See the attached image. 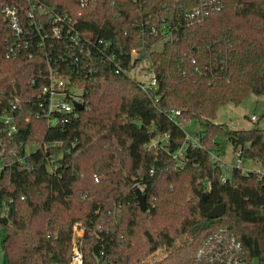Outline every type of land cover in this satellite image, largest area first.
<instances>
[{
  "label": "trees",
  "instance_id": "1",
  "mask_svg": "<svg viewBox=\"0 0 264 264\" xmlns=\"http://www.w3.org/2000/svg\"><path fill=\"white\" fill-rule=\"evenodd\" d=\"M194 1L38 0L66 17L63 38H55L53 16L36 14L31 26L28 0H0V213L5 207L8 264H71L77 221L82 264H215L210 254L229 251L231 238L248 264H264V181L235 169L223 182L211 156L221 136L244 163L264 169V129L214 122L221 107L264 94V0H222L221 10L186 19ZM7 2L20 8L27 31L15 56L1 13ZM162 17L173 25L171 39L151 34ZM144 57L156 81L147 88L130 74ZM50 70L67 77L84 103L64 126L46 116ZM171 109L180 113L173 117ZM194 120L201 144L189 143L177 166L173 154ZM222 203L224 215L208 218Z\"/></svg>",
  "mask_w": 264,
  "mask_h": 264
},
{
  "label": "built area",
  "instance_id": "2",
  "mask_svg": "<svg viewBox=\"0 0 264 264\" xmlns=\"http://www.w3.org/2000/svg\"><path fill=\"white\" fill-rule=\"evenodd\" d=\"M38 0H28L29 8L26 10L27 17L30 21L31 26H36L34 17L36 14L53 16V29L51 35L55 38H63L64 36V19L65 16H62L58 13L53 12V10L48 9L47 7H42L37 5ZM195 5L193 9L185 10L184 15L186 19H196L203 18L211 11H219L223 7L222 0H195ZM85 0H81V5L84 6ZM1 13L3 18L7 21L9 25L10 32L13 36V41L8 44V55L15 56L19 50L18 43H22L23 40L25 43L28 41L25 40V34L27 33L25 27L22 25L20 18V8L9 2L1 5ZM80 13V12H79ZM68 33L71 34V29H67ZM173 25L171 22L166 20L165 17L156 23L151 25V34L155 37L160 38L161 40L171 39L173 37ZM70 39L73 42V47H79L81 43L80 36L74 34L70 36ZM90 50V49H89ZM86 51L87 56H90V51ZM133 54H136L137 51L133 50ZM49 86L44 88V93L48 97V110L46 111V116L49 118V124L52 126H64L71 121V119L78 114V109L76 105L78 103L84 106L83 100L79 94V91L75 87H67L66 83L68 78L63 75H57L52 70L49 71ZM150 80L147 83H144V87H151L155 85L156 81L153 79V76L149 78ZM15 107V105H13ZM170 115L175 117L180 113L178 109H171ZM60 114V115H57ZM252 122L258 121V117L253 115L250 117ZM5 122H12L11 116L4 117ZM16 129L15 124H11V131ZM167 137V135H165ZM187 143L182 146L178 151L173 154V157L177 160V166H183V156L184 150L189 143L192 145L201 144V136L187 132L186 134ZM4 151V147H2ZM211 155L214 157V160L221 164L222 160L220 155L211 152ZM236 159L235 164L227 165L225 169L231 171L230 173H225L222 175V181L226 182L231 178L232 172L235 169L241 170L243 173L248 175L251 172H254L259 179L264 181V169L260 166L257 168H248L244 167V161L241 158V150H238L234 153ZM141 189L144 190V187L138 185ZM84 234V229L79 223H75L73 226V254L71 258V264H82L83 262V253L80 247L81 240L80 238ZM210 260L215 261V264H248L243 257V246L235 238H231L229 242V251H224L222 254L211 255ZM254 264V263H253Z\"/></svg>",
  "mask_w": 264,
  "mask_h": 264
},
{
  "label": "rangeland",
  "instance_id": "3",
  "mask_svg": "<svg viewBox=\"0 0 264 264\" xmlns=\"http://www.w3.org/2000/svg\"><path fill=\"white\" fill-rule=\"evenodd\" d=\"M140 62L130 74L134 75L136 78L140 79L144 83H147L150 80L149 78L153 76V72L151 68H149V57H144V59ZM253 115L258 117V121H251L250 117ZM214 122L226 123L231 128L236 129L253 127H259L261 129H264V94L257 95L250 93L237 105L229 103L221 107L217 112ZM184 129L186 132L195 134L202 129V126L198 120H194L186 124ZM214 140L218 143V147L215 153L220 155V159L222 160V168L225 173H230L231 171L226 170L225 167L226 164H235L236 157L233 153V147L231 143L228 142L227 139L224 137H215ZM244 167L257 168L259 167V162L252 159L247 160L244 163ZM5 214L6 209L5 207H3L0 216H5ZM77 223L82 225L81 221H77ZM4 236V227L0 223V264H8L6 252L3 245ZM159 255L162 256L163 254L159 252Z\"/></svg>",
  "mask_w": 264,
  "mask_h": 264
},
{
  "label": "water",
  "instance_id": "4",
  "mask_svg": "<svg viewBox=\"0 0 264 264\" xmlns=\"http://www.w3.org/2000/svg\"><path fill=\"white\" fill-rule=\"evenodd\" d=\"M77 109H82L83 105L78 103L76 105ZM135 194H136V198L138 200V204L140 206V208L143 211L147 210V199H146V193L143 189H141L140 187H136L135 188ZM207 197V194H204V198ZM226 210V205L224 203L222 204H218L215 207H213L207 214V217L212 219V218H218L224 215ZM0 223L1 224H7L8 223V217L7 216H0Z\"/></svg>",
  "mask_w": 264,
  "mask_h": 264
}]
</instances>
